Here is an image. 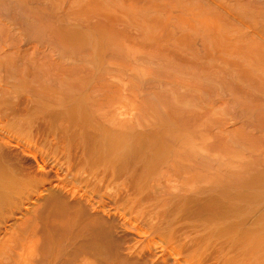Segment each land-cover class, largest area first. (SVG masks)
I'll list each match as a JSON object with an SVG mask.
<instances>
[{
	"label": "bare ground",
	"instance_id": "1",
	"mask_svg": "<svg viewBox=\"0 0 264 264\" xmlns=\"http://www.w3.org/2000/svg\"><path fill=\"white\" fill-rule=\"evenodd\" d=\"M0 264H264V0H0Z\"/></svg>",
	"mask_w": 264,
	"mask_h": 264
}]
</instances>
